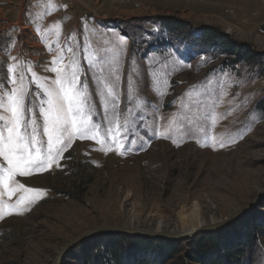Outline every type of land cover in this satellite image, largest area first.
<instances>
[{
	"label": "rangeland",
	"instance_id": "rangeland-1",
	"mask_svg": "<svg viewBox=\"0 0 264 264\" xmlns=\"http://www.w3.org/2000/svg\"><path fill=\"white\" fill-rule=\"evenodd\" d=\"M171 19L184 29L169 33ZM212 35L248 56L240 61ZM57 68H75L93 132L74 136L43 170L17 173L7 185L0 179V264H52L65 244L98 229L202 230L262 187L264 0H0V117L11 116L8 98L23 77L24 119L36 121L42 148L41 108ZM7 167L0 157V178ZM257 206L184 241L101 234L72 249L67 262L89 250L135 253L146 240L155 249L181 244L186 251L173 262L193 264L186 252L205 235L245 240L264 217ZM239 253L264 264L262 242Z\"/></svg>",
	"mask_w": 264,
	"mask_h": 264
},
{
	"label": "snow or ice",
	"instance_id": "snow-or-ice-1",
	"mask_svg": "<svg viewBox=\"0 0 264 264\" xmlns=\"http://www.w3.org/2000/svg\"><path fill=\"white\" fill-rule=\"evenodd\" d=\"M12 71V69H9ZM57 72L54 89H45L48 96L47 108H41L43 117V136L47 137L46 148L38 147L40 141L36 136V121L25 120V99L27 92L23 87L21 77L20 87H14L9 96L7 111L11 112L10 117H0L6 123L0 126V157L7 162L8 167L2 181L7 185L8 181L19 173L23 176L33 170H43L46 165H51L57 156L62 155V149L69 145L74 136L79 138H90L89 133L93 132L90 127L91 116L85 114L87 107V95L77 91V84L80 82L75 68L71 73L64 68L53 69ZM15 84V80L12 81ZM4 105L0 103V108ZM31 111V108L28 109ZM98 134L99 125L94 126ZM31 128V132L27 129ZM114 130L109 128V132ZM5 132L7 133L5 135ZM119 136V130L112 135L113 142ZM128 139L127 134L123 137ZM21 187H23L21 185ZM31 191V190H29ZM21 203L30 202L24 201Z\"/></svg>",
	"mask_w": 264,
	"mask_h": 264
},
{
	"label": "trees",
	"instance_id": "trees-1",
	"mask_svg": "<svg viewBox=\"0 0 264 264\" xmlns=\"http://www.w3.org/2000/svg\"><path fill=\"white\" fill-rule=\"evenodd\" d=\"M165 29L169 33L174 31L179 32L184 29L185 24L183 22L171 19L165 20ZM208 30L206 34H209ZM213 34V33H212ZM213 43L221 48H226L230 55L236 56L240 61H244L248 52L245 51V47H238L232 42L222 38H216L212 35ZM229 41V42H226ZM238 49V50H237ZM258 109L264 114V104H259ZM262 207L264 209V202L261 200L257 208ZM212 235H205L201 240L196 241L194 246H191L190 250L186 252V258L193 261V264H221L226 258V264H248V257L242 253L246 247V253L251 250L256 243H263L264 245V217L257 219L253 227L249 226L246 233L245 240L241 242L235 241L229 243L222 241L217 238L214 241ZM143 244H138L135 253L121 254L122 251L111 248V250H89L84 252L81 259H76L74 263L67 262L71 251L64 257L62 264H176L174 258L180 255L184 250V246L177 244L174 246L173 243L166 244L164 246H158L157 249L153 248L148 241H143ZM152 248V249H151ZM129 253V252H128ZM244 256V258H242Z\"/></svg>",
	"mask_w": 264,
	"mask_h": 264
},
{
	"label": "water",
	"instance_id": "water-1",
	"mask_svg": "<svg viewBox=\"0 0 264 264\" xmlns=\"http://www.w3.org/2000/svg\"><path fill=\"white\" fill-rule=\"evenodd\" d=\"M264 197V182L262 187L258 190L257 194L248 202L246 203L244 206H242L241 208H239L238 210H236L235 212H233L231 215H229L228 217H226L225 219H223L221 222H219L217 225L215 226H210V227H203L202 230H193L191 232H184V233H178V234H162V236H159L158 234H154V233H147V232H135L133 230H126V229H98V230H94V231H89L86 232L76 238H74L73 240L69 241L67 244H65L63 246V248H61V250L58 252L56 258L54 259L52 264H62L63 263V259L64 257L75 247H77L78 245L82 244L83 242L89 240L90 238L99 236L101 234H105V233H115V232H120V233H132V234H139V235H152V236H159V237H163V238H167L169 240H180V241H184L186 240L190 235H192L193 233H195L196 231H217L220 229H223L229 225H231L233 222H235L236 220H238L240 217H242L243 215L247 214L250 210L254 209L257 204L262 200V198Z\"/></svg>",
	"mask_w": 264,
	"mask_h": 264
},
{
	"label": "bare ground",
	"instance_id": "bare-ground-1",
	"mask_svg": "<svg viewBox=\"0 0 264 264\" xmlns=\"http://www.w3.org/2000/svg\"><path fill=\"white\" fill-rule=\"evenodd\" d=\"M193 230H196V229H192V230H188V231H183V232H181V233H184V232H191V231H193ZM175 233V232H174Z\"/></svg>",
	"mask_w": 264,
	"mask_h": 264
}]
</instances>
